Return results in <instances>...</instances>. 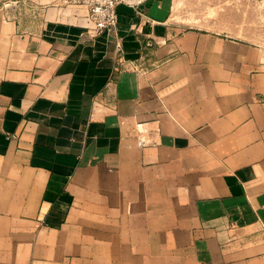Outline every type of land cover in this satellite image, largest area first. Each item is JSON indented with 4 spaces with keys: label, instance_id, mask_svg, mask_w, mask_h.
<instances>
[{
    "label": "crops",
    "instance_id": "0c3cea01",
    "mask_svg": "<svg viewBox=\"0 0 264 264\" xmlns=\"http://www.w3.org/2000/svg\"><path fill=\"white\" fill-rule=\"evenodd\" d=\"M193 2L0 0V264H264V13Z\"/></svg>",
    "mask_w": 264,
    "mask_h": 264
},
{
    "label": "built area",
    "instance_id": "2783aa9c",
    "mask_svg": "<svg viewBox=\"0 0 264 264\" xmlns=\"http://www.w3.org/2000/svg\"><path fill=\"white\" fill-rule=\"evenodd\" d=\"M123 0H62L66 6H81L88 10V17L95 33L112 32L118 28V6Z\"/></svg>",
    "mask_w": 264,
    "mask_h": 264
},
{
    "label": "rangeland",
    "instance_id": "374dc122",
    "mask_svg": "<svg viewBox=\"0 0 264 264\" xmlns=\"http://www.w3.org/2000/svg\"><path fill=\"white\" fill-rule=\"evenodd\" d=\"M208 2H211L212 5H204V0H196V6L193 2V7L196 10V13L200 17H204L205 11L208 9H212L214 13H217V11H223L225 14H227L228 21H224L226 24L229 25H245L246 29L249 27H256L259 25L258 21H256L259 16L260 11L264 13V8H259L258 6H254L250 2H246L244 6L236 5V0H209ZM168 7V6H167ZM171 9V5L168 7ZM241 9H243V12L245 14V22H238L234 21L233 14L234 13H241Z\"/></svg>",
    "mask_w": 264,
    "mask_h": 264
},
{
    "label": "water",
    "instance_id": "95a60500",
    "mask_svg": "<svg viewBox=\"0 0 264 264\" xmlns=\"http://www.w3.org/2000/svg\"><path fill=\"white\" fill-rule=\"evenodd\" d=\"M124 1H126V0H124Z\"/></svg>",
    "mask_w": 264,
    "mask_h": 264
}]
</instances>
